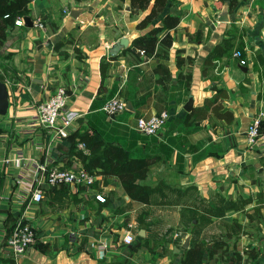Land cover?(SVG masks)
<instances>
[{"label":"crops","instance_id":"0c3cea01","mask_svg":"<svg viewBox=\"0 0 264 264\" xmlns=\"http://www.w3.org/2000/svg\"><path fill=\"white\" fill-rule=\"evenodd\" d=\"M29 9L34 25H15L0 47V80L10 100L0 115V264L13 260L3 246L19 219L39 235L22 264H183L195 241L208 248L220 236L230 247L215 264H264V133L254 144L247 133L264 112V3L172 0L143 29L136 25L147 11L132 14L130 0H32ZM165 14L180 18L172 45H159L165 55L132 45ZM123 35L131 49L112 53ZM178 53L193 60L178 65ZM60 84L68 106L81 113L65 138L36 121V105ZM114 95L127 108L111 116L103 104ZM164 109L170 116L163 129L139 132L138 117ZM83 131L152 160L149 202L132 198L117 175L94 168L91 185L46 182L44 199H33L38 159L49 154L52 166L86 165L91 154L79 140ZM129 230L136 236L131 243L124 240ZM99 240L107 243L103 254Z\"/></svg>","mask_w":264,"mask_h":264},{"label":"trees","instance_id":"16d2710c","mask_svg":"<svg viewBox=\"0 0 264 264\" xmlns=\"http://www.w3.org/2000/svg\"><path fill=\"white\" fill-rule=\"evenodd\" d=\"M32 0H0V47L6 40L7 36L15 27V20L18 16H26L30 9L29 4ZM80 1V0H78ZM131 1V13L138 14L140 12H146L144 17L137 23V27L140 29L146 28L154 20L160 17L166 10L172 0H130ZM180 18L171 14H165L161 22L154 25L146 32H143L132 41V45L141 49L146 55H165L167 48L160 47L171 46L173 43V36L171 29L176 25H179ZM129 46L123 50L131 49ZM181 52V50H178ZM122 52V53H123ZM118 55V54H116ZM116 55L114 57H116ZM186 59L191 63L193 60L191 56L185 58L178 53L177 63L181 65ZM164 71H167L164 68ZM188 80H190L191 72L186 74ZM79 140L84 143L85 149L89 151L91 156L89 159H85V166L91 171L96 169L97 172L104 174L117 175L126 191L134 199L149 202L152 186L145 181L148 176L149 166L152 160L145 157H133L129 151L122 147L117 142H107L101 135L95 131H83L78 133ZM77 153L85 158L84 151L78 150ZM239 230L235 227L234 231ZM228 238L232 237V233L226 234ZM230 247V243L227 238L220 236L217 238L211 247H206L203 243L195 241L186 252V255L182 259L183 264H204V255L206 248L208 251V261L206 264H215V261L225 258V252ZM234 247L236 245L234 243ZM249 256L258 255L252 248L246 250ZM238 261L242 259V254L236 252ZM213 260V261H212ZM12 263V262H11Z\"/></svg>","mask_w":264,"mask_h":264},{"label":"built area","instance_id":"2783aa9c","mask_svg":"<svg viewBox=\"0 0 264 264\" xmlns=\"http://www.w3.org/2000/svg\"><path fill=\"white\" fill-rule=\"evenodd\" d=\"M264 3V0H261ZM23 16H18L15 25H24ZM36 25L43 26L39 21ZM241 50L237 49L235 55L240 56ZM242 63H246V58H241ZM69 93L64 85H56L49 96L38 102L37 124L47 127L55 133L57 138H65L71 135L75 128V121L80 116V112L68 106ZM127 108L126 99L120 95H114L107 98L103 104V109L111 116H115ZM170 113L168 110L154 112L147 116H140L137 119V129L142 134H156L165 126ZM248 139L254 144L264 133V112H260L253 117L247 129ZM83 144V143H81ZM53 158L46 155V158L38 159L35 162L32 177V197L34 200L41 201L45 197L44 183L50 185L73 184L79 186H89L96 180V173L91 172L85 166L80 165L75 168H64L61 166H52ZM101 200H105L103 194H96ZM4 218H0V226L4 225ZM38 230L34 224L27 220H20L11 230L7 243L3 249L9 251L12 256L11 264H22V256L38 240ZM135 233L127 231L124 240L131 243L135 240ZM101 254L107 247V243L99 240L98 244Z\"/></svg>","mask_w":264,"mask_h":264},{"label":"water","instance_id":"95a60500","mask_svg":"<svg viewBox=\"0 0 264 264\" xmlns=\"http://www.w3.org/2000/svg\"><path fill=\"white\" fill-rule=\"evenodd\" d=\"M25 25L33 26L34 23L30 16L23 17ZM131 43V38L127 35H123L118 41H116L111 49L112 53H118L121 49L128 47ZM193 97H190L185 108L190 110L192 108ZM10 105L8 88L4 81L0 80V115L6 114ZM144 229L142 228V231ZM190 236H187L184 245L189 246Z\"/></svg>","mask_w":264,"mask_h":264},{"label":"rangeland","instance_id":"374dc122","mask_svg":"<svg viewBox=\"0 0 264 264\" xmlns=\"http://www.w3.org/2000/svg\"><path fill=\"white\" fill-rule=\"evenodd\" d=\"M253 226H251L250 230L253 231L254 233H256V231L258 230L255 226L252 228ZM184 235V232L181 233V236Z\"/></svg>","mask_w":264,"mask_h":264}]
</instances>
